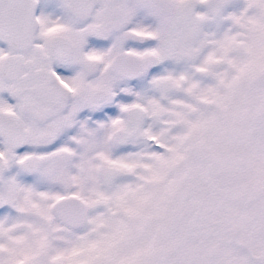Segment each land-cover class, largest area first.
Returning <instances> with one entry per match:
<instances>
[{
  "label": "snow or ice",
  "instance_id": "6c2138e0",
  "mask_svg": "<svg viewBox=\"0 0 264 264\" xmlns=\"http://www.w3.org/2000/svg\"><path fill=\"white\" fill-rule=\"evenodd\" d=\"M0 264H264V0H0Z\"/></svg>",
  "mask_w": 264,
  "mask_h": 264
}]
</instances>
